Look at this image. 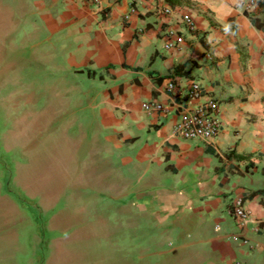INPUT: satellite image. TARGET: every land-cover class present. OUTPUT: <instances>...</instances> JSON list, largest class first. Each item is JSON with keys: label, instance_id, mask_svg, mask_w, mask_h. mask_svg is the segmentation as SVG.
<instances>
[{"label": "crops", "instance_id": "obj_1", "mask_svg": "<svg viewBox=\"0 0 264 264\" xmlns=\"http://www.w3.org/2000/svg\"><path fill=\"white\" fill-rule=\"evenodd\" d=\"M181 1L0 0V26L34 35L10 36L33 60L25 68L85 87L66 104L84 101L86 177L103 185L97 229L123 249L119 264H264V0ZM193 82L200 96L188 100ZM207 98L218 103V135H176ZM153 103L164 111L143 108ZM12 249L0 244V264H16Z\"/></svg>", "mask_w": 264, "mask_h": 264}, {"label": "rangeland", "instance_id": "obj_2", "mask_svg": "<svg viewBox=\"0 0 264 264\" xmlns=\"http://www.w3.org/2000/svg\"><path fill=\"white\" fill-rule=\"evenodd\" d=\"M30 36L0 26V244L13 247L16 264H119L123 249L112 250L97 229L103 185L86 177L84 101L67 105L86 89L25 68L33 60L13 52L11 41Z\"/></svg>", "mask_w": 264, "mask_h": 264}, {"label": "built area", "instance_id": "obj_3", "mask_svg": "<svg viewBox=\"0 0 264 264\" xmlns=\"http://www.w3.org/2000/svg\"><path fill=\"white\" fill-rule=\"evenodd\" d=\"M97 3L98 0H92ZM131 3L134 0H130ZM168 12V10H166ZM189 27H193L190 19L186 20ZM171 37V33H167ZM179 43V39L170 40L165 44L166 49H170L175 44ZM168 90H173V83L167 85ZM201 88L198 83H191L187 93L186 99L196 100L199 98ZM145 110L164 111V107L160 104H146L143 107ZM221 123L218 118V103L213 98H207L199 105L195 106L187 114H183L180 120L174 125V133L184 139H204L209 140L218 135ZM231 213L237 220V224L242 226L244 220L247 218V211L243 208L241 200L237 199L231 205Z\"/></svg>", "mask_w": 264, "mask_h": 264}, {"label": "trees", "instance_id": "obj_4", "mask_svg": "<svg viewBox=\"0 0 264 264\" xmlns=\"http://www.w3.org/2000/svg\"><path fill=\"white\" fill-rule=\"evenodd\" d=\"M167 2V4L171 7L174 8L176 6H179L182 4L181 0H165ZM182 66H177L174 70V75L176 76H182Z\"/></svg>", "mask_w": 264, "mask_h": 264}]
</instances>
